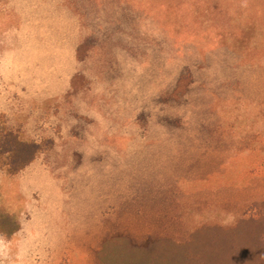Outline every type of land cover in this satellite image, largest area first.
Segmentation results:
<instances>
[{
    "label": "rangeland",
    "instance_id": "obj_1",
    "mask_svg": "<svg viewBox=\"0 0 264 264\" xmlns=\"http://www.w3.org/2000/svg\"><path fill=\"white\" fill-rule=\"evenodd\" d=\"M0 114L46 145L0 171L4 264L232 226L264 202V0H0Z\"/></svg>",
    "mask_w": 264,
    "mask_h": 264
},
{
    "label": "trees",
    "instance_id": "obj_2",
    "mask_svg": "<svg viewBox=\"0 0 264 264\" xmlns=\"http://www.w3.org/2000/svg\"><path fill=\"white\" fill-rule=\"evenodd\" d=\"M45 148L22 140L0 114V171L18 175ZM8 220L0 210V226ZM144 240L135 244L128 237L106 239L97 252L100 264H264V202L246 219L239 218L232 226L202 227L184 243Z\"/></svg>",
    "mask_w": 264,
    "mask_h": 264
},
{
    "label": "clouds",
    "instance_id": "obj_3",
    "mask_svg": "<svg viewBox=\"0 0 264 264\" xmlns=\"http://www.w3.org/2000/svg\"><path fill=\"white\" fill-rule=\"evenodd\" d=\"M227 223V221H226ZM9 253L8 244L4 235L0 234V264H4Z\"/></svg>",
    "mask_w": 264,
    "mask_h": 264
}]
</instances>
